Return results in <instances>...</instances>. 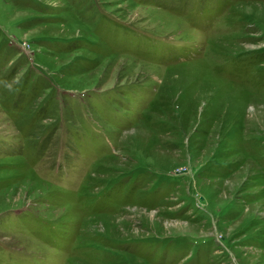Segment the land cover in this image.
<instances>
[{"label": "rangeland", "instance_id": "1", "mask_svg": "<svg viewBox=\"0 0 264 264\" xmlns=\"http://www.w3.org/2000/svg\"><path fill=\"white\" fill-rule=\"evenodd\" d=\"M0 264H264V0H0Z\"/></svg>", "mask_w": 264, "mask_h": 264}]
</instances>
